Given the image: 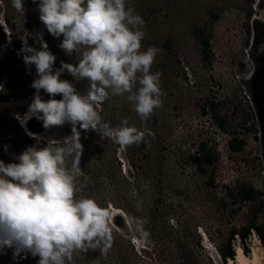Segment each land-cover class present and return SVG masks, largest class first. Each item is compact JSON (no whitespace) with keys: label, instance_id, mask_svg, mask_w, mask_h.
I'll use <instances>...</instances> for the list:
<instances>
[{"label":"rangeland","instance_id":"374dc122","mask_svg":"<svg viewBox=\"0 0 264 264\" xmlns=\"http://www.w3.org/2000/svg\"><path fill=\"white\" fill-rule=\"evenodd\" d=\"M23 2L25 11L18 13L11 6V0H0V27L4 34L0 35V63L13 46L15 57L22 63L23 79L33 76L34 65L26 66L23 55L17 54L23 46L20 36L27 31L33 35L42 34L49 50L57 57L54 70L61 67V62L76 65L80 53L66 54L59 47L63 37L55 38L47 32L39 19L37 4L33 0ZM126 7L134 9L145 22L142 50L157 47L160 51L155 63L164 64L162 67L158 64L154 70L152 66V72L161 73L160 83L166 95L162 108L155 113L158 131L148 136L153 153L162 157L161 181L154 184L142 177L137 182L128 174L126 160L121 162V172L126 173L110 176L114 164L113 140L103 138L97 132L90 138L83 131L79 133L83 145L79 167L83 175L77 181L83 190L78 196L91 197L113 217H121L124 226L118 227L113 219L112 227L129 239L149 264H160L157 251L175 248L176 239L180 246L192 250L195 264H209L208 257L211 256L218 262L214 243L224 237L232 225L240 227L248 217L247 206L242 204L239 208L237 204L236 207L227 197L226 188L246 182L264 190L259 139L242 125L243 119L251 121V113L254 114L248 78L252 71L253 11L258 12L253 1L247 0H126ZM196 27L204 28L209 38L206 58L193 37ZM167 39H171L172 48L163 46ZM28 44L37 50L41 48L32 38ZM60 79L71 82L77 92L88 90L87 79L77 81L66 71ZM0 95V103L6 111L18 105L12 91L1 81ZM126 96H111L108 100L110 109H106L103 116L115 119L116 123L120 117L127 118L135 125L134 104ZM56 99L61 98L57 95ZM211 101L226 120L225 130L212 123L210 113H200L202 104ZM17 114L13 113L11 119H16ZM68 135L62 125L46 129L37 134V138L59 139ZM233 135L246 139L244 148L237 153L229 152L226 147L227 140ZM204 138L216 144L220 156L214 167L201 173L186 156L195 149L197 140ZM121 150L117 154L124 159ZM68 165L71 166L70 159ZM209 175L214 177L213 186L207 184ZM112 199L126 205L135 218L148 220L145 225L150 232L148 243L140 242L126 214L109 204ZM234 246L239 247L238 238ZM246 246L247 256L255 258L256 264H264V248L251 233ZM4 262L2 251L0 264ZM74 264H85L83 257H75ZM102 264H115V260L109 257Z\"/></svg>","mask_w":264,"mask_h":264},{"label":"clouds","instance_id":"9594fccd","mask_svg":"<svg viewBox=\"0 0 264 264\" xmlns=\"http://www.w3.org/2000/svg\"><path fill=\"white\" fill-rule=\"evenodd\" d=\"M33 3L47 32L63 37L59 47L68 55L80 53V58L76 65L61 62L54 70L57 57L42 34L26 31L20 36L23 46L17 54L23 55L26 66H35L36 78L31 84L34 98L27 112L17 114L16 119L25 128L33 117L41 120L45 129L67 122L73 135L62 142L48 140L44 148H26L16 157L18 163L0 161V252L12 249L14 260L21 253H31L39 257L38 264H74V253L90 249H99L106 257L114 241L113 216L95 199L78 196L83 190L77 182L83 175L79 167L83 145L77 125L123 147L139 145L146 136L154 135L149 129L129 126L127 118L113 127L100 111L111 96L125 94L142 122L162 108L166 93L161 87V73L152 72L160 50L155 46L142 50L145 22L134 9L126 7V0ZM11 6L18 13L25 11L23 0H11ZM29 38L40 43V50L28 44ZM65 71L77 81L87 79L86 94L60 79ZM41 90L49 100L42 99ZM57 95L62 98L55 99ZM129 222L140 242L148 243V220L129 217Z\"/></svg>","mask_w":264,"mask_h":264},{"label":"trees","instance_id":"16d2710c","mask_svg":"<svg viewBox=\"0 0 264 264\" xmlns=\"http://www.w3.org/2000/svg\"><path fill=\"white\" fill-rule=\"evenodd\" d=\"M252 1L253 0H247L249 3ZM249 13L250 12H248V15ZM0 35H4L1 31V27ZM193 37L199 44L203 57L206 58V54L209 52L210 42L205 33V29L202 27H196L193 30ZM163 46L166 49L172 48L171 39L164 41ZM10 50L3 62L0 63V81L8 86L9 90L12 91L13 97L19 102L16 107H11V109H8L7 111L4 108L3 103H0V116L4 114L0 118V159L3 162L6 161L7 163H18L19 161L16 157H18L26 148L30 146H36L38 149L44 148L47 146L48 140H57L62 142L66 139H70L73 135V131L72 125L66 122L63 126L68 131V136L59 139H49L45 137L37 139V134L46 130L43 127V122L41 120H37L35 117L30 119L26 125L29 129L27 130V128L22 127L21 122H17L15 118L13 120L11 119L13 113L24 115L27 112L28 106L32 102L35 94V89L31 87V84L36 78V69L35 66H33V76L31 77V75H28L23 79L22 63L15 57L13 47H11ZM158 64H160V67L164 65L160 62L154 63L153 70ZM87 91L88 90H81L79 93L83 95L86 94ZM40 95L44 101L50 99L49 95L43 90H41ZM58 96L62 98L61 95ZM0 97L2 98V95H0ZM106 109H110V101L108 100L104 102L102 110L100 111V115L103 120L109 122L113 127L119 125L121 120L124 118L120 117L116 123L115 119L109 118V116L106 115L103 116ZM9 113L10 115H8ZM200 113L204 115L210 113L212 123H214L218 129L225 130L226 120L223 115L216 111V104L213 101L208 104H202L200 107ZM136 117V124L133 125L129 123V126H134L138 130H144L146 128L152 130L151 132L154 133L158 131V117L156 114L151 116L147 122H142L137 113ZM14 121H16V123ZM242 125L245 126V129L249 132L253 130V125L250 121H248V118L242 120ZM77 131L79 133H82L83 131L85 133L87 132L90 138H92V134L95 132L92 130H83L79 128V125H77ZM254 138H257L256 134L254 135ZM150 141L151 140L148 139V136H146L145 142L130 147H123L113 141L114 146L112 159L114 164L113 169L109 172V175L113 177L116 174L123 176L126 172H121V162L126 160L128 174L130 173L133 175V178L137 182H139V180L143 177L148 178L151 183H159L161 181L160 171L162 168V157L153 153ZM245 144L246 139L244 137L233 135L227 140L226 147L229 152L237 153L244 148ZM6 146L8 150L5 149ZM120 148L122 149L121 151H123L124 159L120 158L117 154V151H119ZM216 148V144L210 143L208 139H198L195 149L191 153L189 152L187 154L186 159L199 172L206 173L208 168L214 167L215 163L219 160L220 155ZM209 176L207 184L213 186L214 177L212 175ZM226 190L227 197L233 200V204L236 207L237 204H239V208L242 207V204L247 206L248 217L245 223H243L240 227L232 225L229 232L224 237H221L218 242L214 243L218 262L211 256L208 257L209 264H229V260L236 261V248L234 246L236 238H238L239 247L242 249L244 254L247 255L248 248L246 246V239L249 237L251 229L255 231L264 248V190L254 187L246 182H237L232 188L227 187ZM109 204H111V206L113 205L115 208H120L126 214L128 220L129 217H134L128 207L123 205L121 202L112 199ZM113 219L118 227L124 226V222L121 217L114 216ZM112 229L114 241L106 257L101 256L99 249H90L86 253H74L73 260L75 257L81 256L83 257L85 264H102V262H105L106 259L110 257L115 260V264H149L148 259L145 256H141L140 251L134 249V247L130 244L129 239L126 240L121 234H119L116 230L117 228L112 227ZM175 241H177L175 242V248L171 250L167 249L166 252L157 251L160 264H195L192 250L185 245L180 246L178 239ZM3 252L5 253V264H38L39 257L30 256L31 253H21V256L14 260L12 249H5Z\"/></svg>","mask_w":264,"mask_h":264},{"label":"flooded vegetation","instance_id":"af4514ba","mask_svg":"<svg viewBox=\"0 0 264 264\" xmlns=\"http://www.w3.org/2000/svg\"><path fill=\"white\" fill-rule=\"evenodd\" d=\"M253 4L258 13L253 11V37L250 44L252 71L248 78V88L254 112L251 113L253 130L250 132L259 139L260 155L264 164V0H253Z\"/></svg>","mask_w":264,"mask_h":264},{"label":"bare ground","instance_id":"6f19581e","mask_svg":"<svg viewBox=\"0 0 264 264\" xmlns=\"http://www.w3.org/2000/svg\"><path fill=\"white\" fill-rule=\"evenodd\" d=\"M229 264H256L255 258L245 255L240 247L236 248V261L229 260Z\"/></svg>","mask_w":264,"mask_h":264},{"label":"built area","instance_id":"2783aa9c","mask_svg":"<svg viewBox=\"0 0 264 264\" xmlns=\"http://www.w3.org/2000/svg\"><path fill=\"white\" fill-rule=\"evenodd\" d=\"M251 235L254 239H256L258 241V243L260 244L259 238L257 236V234L255 233V231L253 229H251Z\"/></svg>","mask_w":264,"mask_h":264},{"label":"water","instance_id":"95a60500","mask_svg":"<svg viewBox=\"0 0 264 264\" xmlns=\"http://www.w3.org/2000/svg\"><path fill=\"white\" fill-rule=\"evenodd\" d=\"M28 128V126H26Z\"/></svg>","mask_w":264,"mask_h":264}]
</instances>
